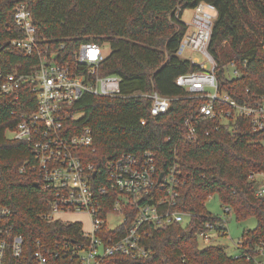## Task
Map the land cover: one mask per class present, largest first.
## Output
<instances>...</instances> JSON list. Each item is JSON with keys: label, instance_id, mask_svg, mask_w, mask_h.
I'll return each instance as SVG.
<instances>
[{"label": "trees", "instance_id": "obj_1", "mask_svg": "<svg viewBox=\"0 0 264 264\" xmlns=\"http://www.w3.org/2000/svg\"><path fill=\"white\" fill-rule=\"evenodd\" d=\"M215 5L208 51L215 60L218 86L239 103L253 102L264 94V0H0V62L4 68L27 71L37 62L9 41L21 36L13 22L14 7L27 5L32 14L35 36L42 42L64 43V61L74 66L73 51L82 42L107 43L110 53L101 61L99 75H117L125 97L83 94L68 106L62 121L66 136L91 130L92 146L85 149L86 163L103 168L108 161L130 152L151 150L160 171L172 165L175 154L182 184L175 209L196 214L188 224L172 223L149 228L146 244L153 255L140 260L115 256L107 264H253L233 258L217 245L200 247L198 231L213 220L205 206L217 196L235 219H256V227L244 230L240 240L253 248L264 242V196L255 194L251 172H264V129L254 132L244 118L235 131L212 128L204 121L195 140L185 138L183 122L195 118L203 98L188 97L175 79L200 69L198 64L176 54L188 29L181 20L185 9L198 2ZM64 62V63H65ZM233 64L238 75L230 77ZM156 91L171 98L167 111L150 115L151 101L134 93ZM19 98L0 96V205L11 211L14 232L23 239V256L32 263L41 249L49 255L57 241L78 240L77 223L48 222L46 213L52 193L39 179L19 168L32 158L30 144L9 139L22 113L36 107L31 85L18 89ZM144 119L145 124L140 120ZM38 186H34V183Z\"/></svg>", "mask_w": 264, "mask_h": 264}, {"label": "built area", "instance_id": "obj_2", "mask_svg": "<svg viewBox=\"0 0 264 264\" xmlns=\"http://www.w3.org/2000/svg\"><path fill=\"white\" fill-rule=\"evenodd\" d=\"M217 9L209 2H198L192 8L189 27L181 38L176 54L186 51L198 53L204 58L198 71L179 75L175 84L182 87L188 97L203 98L195 118L184 122L185 138L195 140L204 121L212 122V128L203 130L235 131L237 119L249 121L254 132L264 129V94L249 103H239L222 91L214 73L215 60L208 51L213 22ZM13 22L22 35L9 41L27 55H36L37 62L27 71L4 68L0 62V96L19 98L18 89L31 85L36 97L32 113H22L20 120L6 135L9 139L30 144L32 158L19 168L31 173L51 192L48 208L42 218L48 222L66 223L57 214L84 212L90 218L91 228L81 226L78 240L57 241L46 255L41 249L33 253L32 263L23 256V239L14 232L10 222L11 211L0 205V264H107V260L122 256L132 260L153 255L145 239L149 228H160L172 223L188 224L196 214L175 209L181 172L175 154L173 163L166 171H160L156 155L151 150L140 154L124 153L108 161L103 168L86 163L85 149L92 146L91 130L66 136L62 130L65 109L85 93L98 97H125L121 91V79L114 74L99 75L98 68L105 58L102 46L96 42H82L73 51L74 66L64 61V43L42 42L35 36L32 14L27 5L14 7ZM65 62V63H64ZM211 65L207 70L206 63ZM231 77L238 75L234 65ZM264 69V66H263ZM151 101L150 115L167 111L171 98L156 91L134 93ZM145 124V120H140ZM248 178L256 183L255 194L264 196V172H251ZM222 206V205H221ZM225 213H231L223 206ZM197 234L200 247L221 246L227 237L225 221L214 216ZM186 219V220H185ZM70 223V222H69ZM224 248V247H223ZM233 258H244L253 264H264V242L250 248L238 239ZM183 264H187L182 259Z\"/></svg>", "mask_w": 264, "mask_h": 264}, {"label": "rangeland", "instance_id": "obj_3", "mask_svg": "<svg viewBox=\"0 0 264 264\" xmlns=\"http://www.w3.org/2000/svg\"><path fill=\"white\" fill-rule=\"evenodd\" d=\"M192 18V9H185L182 13L181 20L186 24H190ZM105 55L110 53V47L107 43L102 46ZM181 57L187 59H193L195 63H203L205 60L203 56L198 53H192L186 51ZM207 70L210 69L211 65L206 63ZM228 75L231 77V68L227 69ZM262 145L264 147V140H262ZM206 209L214 216H218L225 221V228L227 231V237H223L220 240V244L225 248V250L230 253H236L235 244L242 235L244 230L254 229L256 227V219L254 217H249L245 220L238 221L235 219L232 213H225L223 206L217 196L209 197L205 202ZM56 218L66 222V223H80L84 231H88L91 228L90 218L88 214L84 212H70L57 214ZM186 220V219H185Z\"/></svg>", "mask_w": 264, "mask_h": 264}, {"label": "water", "instance_id": "obj_4", "mask_svg": "<svg viewBox=\"0 0 264 264\" xmlns=\"http://www.w3.org/2000/svg\"><path fill=\"white\" fill-rule=\"evenodd\" d=\"M34 186H38V183L36 182V183H34Z\"/></svg>", "mask_w": 264, "mask_h": 264}, {"label": "crops", "instance_id": "obj_5", "mask_svg": "<svg viewBox=\"0 0 264 264\" xmlns=\"http://www.w3.org/2000/svg\"><path fill=\"white\" fill-rule=\"evenodd\" d=\"M184 23H185V22H184ZM187 26H188V28H190V27H189V24H187Z\"/></svg>", "mask_w": 264, "mask_h": 264}]
</instances>
